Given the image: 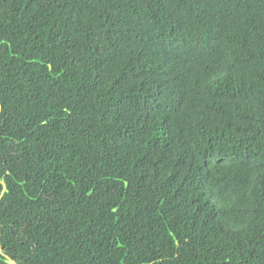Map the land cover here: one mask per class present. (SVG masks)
Here are the masks:
<instances>
[{
    "label": "trees",
    "instance_id": "trees-1",
    "mask_svg": "<svg viewBox=\"0 0 264 264\" xmlns=\"http://www.w3.org/2000/svg\"><path fill=\"white\" fill-rule=\"evenodd\" d=\"M0 264H264V0H0Z\"/></svg>",
    "mask_w": 264,
    "mask_h": 264
}]
</instances>
